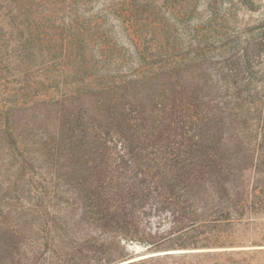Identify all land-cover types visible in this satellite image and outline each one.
Here are the masks:
<instances>
[{
    "label": "trees",
    "instance_id": "trees-1",
    "mask_svg": "<svg viewBox=\"0 0 264 264\" xmlns=\"http://www.w3.org/2000/svg\"><path fill=\"white\" fill-rule=\"evenodd\" d=\"M89 1L0 0V80L17 97L0 143L37 192L0 198V264H264L248 221L264 213V13L228 41L264 0H125L128 71Z\"/></svg>",
    "mask_w": 264,
    "mask_h": 264
},
{
    "label": "rangeland",
    "instance_id": "rangeland-1",
    "mask_svg": "<svg viewBox=\"0 0 264 264\" xmlns=\"http://www.w3.org/2000/svg\"><path fill=\"white\" fill-rule=\"evenodd\" d=\"M125 7V0H90L88 4L90 14L92 15L90 17L92 19L94 18L93 20H97V17H100V19L103 20L104 23H106V29H114L113 32L108 36V38L103 40V42L107 43L106 47H108L109 45V54H114L116 57L122 60L120 62V65L115 64L114 67L116 69L123 67L124 71H128V53L133 52L134 43L130 38L129 31L126 28L127 26L124 22L125 18L122 15ZM263 13L264 4L262 9L257 12L251 13L248 11H240L238 24L239 27L235 31L230 30V33H232V38H230V40L228 41H231L235 38V33L240 30L241 27H244L246 24L252 25L256 23ZM223 42H218L217 44L212 46V50L211 52H209V55H214L216 59H218L219 57L221 58V51H223L221 46L223 45ZM225 42H227V38H225ZM14 87V84L6 85V83L3 84L0 80V109L7 105L13 104L17 100V97L13 93L14 91L8 90L9 88L13 89ZM56 95L60 94H58L57 90H53L50 87H48L47 89L45 86L39 88L38 98H50ZM262 97V93H256L255 91V93H253V95L248 99L245 110H247L248 118L250 119V121H253L258 116V110H261L262 107ZM229 103L233 114L241 112L242 106L240 104V101L229 100ZM255 108H257V111H255ZM249 109H252V111H249ZM37 175H39L38 178L40 179L42 184H45L47 186V181L45 178L46 176L42 175L41 172H39V174ZM31 181L32 180L29 176L28 170H26V172L22 170V166L20 168V164L15 160V158L11 154V151L8 150L5 145L0 143V198L5 195L3 199L7 201L9 198V205L12 207H23L25 205L30 206V204L36 202L35 196L37 193L36 191L31 190ZM248 217L249 229L251 228L258 232L264 233V213L260 214V216L256 219L253 217L250 218V216ZM157 221L158 220H154V222H156L154 226L158 225ZM161 226V231L169 228V224L167 221L162 222ZM129 248L138 255L144 253L147 255L149 254V251H147V247L142 244L134 243L129 245ZM176 251L181 252L182 250Z\"/></svg>",
    "mask_w": 264,
    "mask_h": 264
}]
</instances>
